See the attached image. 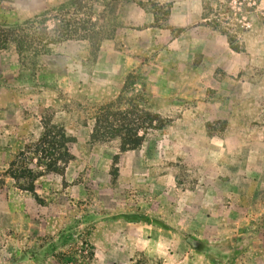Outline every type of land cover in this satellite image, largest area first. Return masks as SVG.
Listing matches in <instances>:
<instances>
[{
  "label": "crops",
  "instance_id": "0c3cea01",
  "mask_svg": "<svg viewBox=\"0 0 264 264\" xmlns=\"http://www.w3.org/2000/svg\"><path fill=\"white\" fill-rule=\"evenodd\" d=\"M149 2L156 11H147ZM131 4L124 3L122 10L130 28L116 33L122 54L113 43L102 44L100 52L107 49L108 62L134 64L157 103L156 114H181L194 122L204 118L203 123L216 122L215 128L225 121L222 137H212L211 127L192 128L181 121L170 130L185 134L181 144L164 141L155 152L141 147L126 153L118 160L122 169L113 186L103 171L93 180V194L84 197L77 187L71 195L47 175L35 184L44 204H35L2 174L28 134L43 129L44 110L29 108L35 100L36 110L47 108L49 96L13 90L18 56L13 43L6 42L0 50V261L55 260L69 252L65 238L70 231L90 246V264H264V157L245 153L250 145L264 149V124H259L264 118V27L255 18L249 31L231 26L227 0ZM259 4L264 9V0ZM128 9L132 15L127 16ZM55 47H44L39 55ZM180 160L195 172L200 187L179 188ZM68 197L83 204L72 208Z\"/></svg>",
  "mask_w": 264,
  "mask_h": 264
},
{
  "label": "rangeland",
  "instance_id": "374dc122",
  "mask_svg": "<svg viewBox=\"0 0 264 264\" xmlns=\"http://www.w3.org/2000/svg\"><path fill=\"white\" fill-rule=\"evenodd\" d=\"M73 2L0 0V28L15 29L26 21L44 17L47 27L51 29L58 9L63 7L61 13L76 15L80 32L83 28L90 29L96 36L103 38L95 60L90 55L87 39L57 44L54 50H45L42 56L32 51L19 56L16 51L19 71L13 82L16 86L13 90L32 95L47 94L49 97L44 104L48 107L36 110L39 100H35V107L29 108L44 110L41 121L43 129H35L32 134H28L23 150L18 152L2 175L11 178L9 182L13 189L27 193L38 205L44 204L35 193V184L40 177L51 175L54 185L62 184L68 194L72 195L78 187L84 197L90 196L97 190L94 178L103 171L108 173L113 186L122 169L118 160L126 153L140 151L141 147L155 152V147L164 141L172 140L181 144L186 138L185 134L179 129L170 131L173 124L181 125V121H185L192 128L205 125L211 127L212 137L219 138L223 134L221 126L225 124V121H218L221 125L215 128L211 124L216 126V122L203 123L204 118H201V122H194L192 118H183L181 114L171 117L156 114L152 109L157 103L151 99L149 86L140 83L139 70L131 68L134 64L128 67L126 64L108 62L107 49L100 52L102 44L113 43L114 50L122 54L123 44L116 33L130 28L122 20L123 6L124 3L128 6H132L131 3L139 4V0H93L92 28L84 23L86 10L83 6L90 0H83L79 7ZM151 9L156 11L154 3L149 2L147 11L151 12ZM127 11V16L133 14L129 9ZM161 15L162 11H159ZM259 24L264 27L263 23ZM98 57L101 63L97 62ZM130 70L129 74L133 78L125 87V73ZM182 107L185 108V104L179 105V108ZM259 124H264V118H260ZM160 153L162 157L170 154L162 147ZM245 153L250 157H264V149L252 148L251 145ZM98 158L101 164L97 163ZM180 158H183L182 155ZM179 176L177 182L180 189L200 187L195 172L187 163H180ZM2 183L0 179V187ZM82 204V201L72 197L67 198V205L72 208ZM70 211L67 209L68 215ZM65 246L70 249L69 252L42 263L90 264L91 250L84 240L73 237L68 231ZM0 264L10 262L4 260Z\"/></svg>",
  "mask_w": 264,
  "mask_h": 264
},
{
  "label": "trees",
  "instance_id": "16d2710c",
  "mask_svg": "<svg viewBox=\"0 0 264 264\" xmlns=\"http://www.w3.org/2000/svg\"><path fill=\"white\" fill-rule=\"evenodd\" d=\"M83 0H74L76 7L80 6ZM92 4L93 0H90L83 8L86 10L85 21L89 28H92ZM62 8L58 9V14L54 19L53 27L49 29L47 27L46 18L33 19L26 21L21 26L15 29L0 28V50L4 49L6 42H11L15 46V49L19 56L25 53L36 52L41 53L44 47L57 45L60 43L68 42L71 40H88L90 55L92 60H95L98 52L100 42L103 38L96 36L90 29L81 30L77 27L78 21L74 14L61 13ZM88 32V33H87ZM81 33V34H80ZM36 50V51H35ZM133 78L132 74H129L124 82V86H128Z\"/></svg>",
  "mask_w": 264,
  "mask_h": 264
},
{
  "label": "built area",
  "instance_id": "2783aa9c",
  "mask_svg": "<svg viewBox=\"0 0 264 264\" xmlns=\"http://www.w3.org/2000/svg\"><path fill=\"white\" fill-rule=\"evenodd\" d=\"M225 17L231 26L249 31L254 27L253 18L264 24V9L259 0H227Z\"/></svg>",
  "mask_w": 264,
  "mask_h": 264
}]
</instances>
